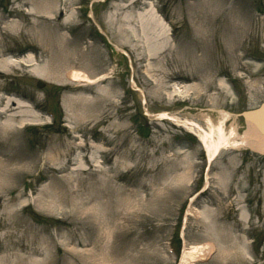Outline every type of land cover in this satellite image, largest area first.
<instances>
[{"label":"rangeland","instance_id":"obj_1","mask_svg":"<svg viewBox=\"0 0 264 264\" xmlns=\"http://www.w3.org/2000/svg\"><path fill=\"white\" fill-rule=\"evenodd\" d=\"M131 1L76 0L59 16L69 17L61 33L72 57L99 73L76 66L84 78L73 82L23 67L3 83L0 95L37 119L0 130V264H180L186 253L190 264H264V157L224 149L208 162L182 123L207 130L206 116L217 123L224 111L226 132L246 131L236 115L264 102V0H140L133 17L115 9ZM207 1L208 39L194 27ZM16 4L0 0V20ZM7 41L9 57L47 65L32 37Z\"/></svg>","mask_w":264,"mask_h":264},{"label":"bare ground","instance_id":"obj_2","mask_svg":"<svg viewBox=\"0 0 264 264\" xmlns=\"http://www.w3.org/2000/svg\"><path fill=\"white\" fill-rule=\"evenodd\" d=\"M75 1L76 0H22L20 3L19 0H14L17 4L16 6L14 5L9 12V18L11 20H7L6 22L2 21L5 20L3 17L0 20V22H4V26L0 27V92L2 91L4 81L9 75L13 71L22 69L23 67L29 68V72L36 78H48L55 76V74H62L73 82H77L80 78H84L73 71L76 66L81 65L84 67L85 65V67L91 70L93 69L92 73H99L98 71L101 69L96 64L91 63V65H89V62L83 64L81 62V57H79V59L77 56L72 57L71 45L67 38L61 33L63 28L66 27V21L69 20V17L62 24L61 22L60 25L57 23L59 16L66 13L69 8L72 9ZM139 1L140 0H132L130 3L120 5L121 7H119V5L115 6V9L122 11L125 17H133L135 6L139 4ZM213 6L214 3L212 2H204L203 10L200 16L197 17L199 24H194V27L196 26L200 35L207 39L211 34V29L215 27V22L211 14ZM24 7L25 10L22 11L21 8ZM153 16L155 17L153 21L159 24L161 29L164 28V23L154 14ZM138 19H140L141 24H146L144 23L146 20L151 22V24L153 23V21L147 19L144 14H139ZM236 29L242 32L239 25ZM14 32L17 33V36H30L37 41L40 53L49 59L45 68L36 65L34 62L35 60L31 59L30 56L20 60L9 57L11 46L7 39L10 38ZM166 34L167 30H160L158 35H161L162 39L166 41L164 39ZM241 46L242 41L240 38H237L232 48V68H234L235 65L237 66V64L239 65L238 61L244 59L243 56L236 54V52L242 51ZM112 47L116 51H120L116 45H112ZM40 73H42V75ZM104 76V74L99 76L97 81L99 83L102 82L105 79ZM84 80L89 82L86 79ZM94 82L96 81L94 80ZM131 84L133 85V83ZM218 114L219 121L217 123L212 122V119L206 116L207 130H203L199 125L194 123L182 122L193 128L209 162L214 159L220 150L224 149L237 150L248 148L259 152L263 149L262 137L252 125L246 124V131H244L242 135H239L234 125H230V129L226 132V122L230 121L233 116L224 111H218ZM156 117L161 120L170 119L167 118L168 115L164 113ZM35 118L37 119V117L32 114L27 104L11 99L4 94L0 95L1 131L5 132L9 129H14L15 126L21 127L23 124ZM175 121L179 122L177 120ZM1 179L2 177H0V180ZM191 256L192 253L183 254L180 264H190L189 259ZM87 264L91 263L88 262Z\"/></svg>","mask_w":264,"mask_h":264},{"label":"water","instance_id":"obj_3","mask_svg":"<svg viewBox=\"0 0 264 264\" xmlns=\"http://www.w3.org/2000/svg\"><path fill=\"white\" fill-rule=\"evenodd\" d=\"M38 86L41 87L42 84H38ZM240 116L244 121L249 122L257 129V131L261 134L263 138L264 145V104H262L258 109L249 112H244Z\"/></svg>","mask_w":264,"mask_h":264}]
</instances>
